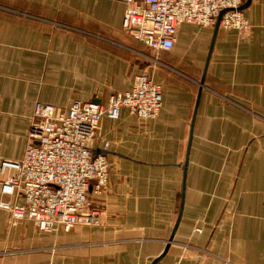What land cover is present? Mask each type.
<instances>
[{
  "label": "crops",
  "instance_id": "crops-1",
  "mask_svg": "<svg viewBox=\"0 0 264 264\" xmlns=\"http://www.w3.org/2000/svg\"><path fill=\"white\" fill-rule=\"evenodd\" d=\"M0 2V159L23 158L37 101L106 105L143 71L163 93L156 118L123 108L101 121L111 168L90 189L100 223L41 232L0 208V251H20L0 264H264V0L243 9L248 36L219 28L201 91L215 24H182L153 66L122 31V2Z\"/></svg>",
  "mask_w": 264,
  "mask_h": 264
},
{
  "label": "built area",
  "instance_id": "built-area-1",
  "mask_svg": "<svg viewBox=\"0 0 264 264\" xmlns=\"http://www.w3.org/2000/svg\"><path fill=\"white\" fill-rule=\"evenodd\" d=\"M126 5L122 31L158 55L171 51L180 26L213 27L249 35L252 25L241 6L244 0H116ZM160 84L148 71L132 87L115 93L108 103L75 100L65 110L37 101L31 116L28 143L20 160L0 159V207L14 220H31L41 232H66L100 223L90 189L100 193L108 183L110 142L97 149L103 117L117 120L127 108L140 120L159 115ZM156 264H186L182 259Z\"/></svg>",
  "mask_w": 264,
  "mask_h": 264
},
{
  "label": "water",
  "instance_id": "water-1",
  "mask_svg": "<svg viewBox=\"0 0 264 264\" xmlns=\"http://www.w3.org/2000/svg\"><path fill=\"white\" fill-rule=\"evenodd\" d=\"M249 2H250V0H246L245 4H243V5L241 6V9L243 10L246 6H248ZM224 12H225V10L222 11V12L220 13V15L218 16V18H217V20H216L215 26H214V34H213V38H212V42H211V46H210V48H209L208 57H207V60H206V63H205V67H204V71H203L202 79H201V82H200V85H201V87H200V91H201L202 88H203V84H204V80H205V75H206V72H207V67H208V64H209V61H210V57H211V54H212V51H213V47H214V43H215L216 36H217V33H218V31H219V28H220V20H221V17H222V15H223ZM191 137H192V130H191V132H190V139H189L188 148H187L186 161H185V164H184V171H186V168H187ZM91 189H92V188H91ZM181 212H182V210H181ZM181 212H180V214H179V218H180V216H181ZM174 234H175V231H174L173 235L171 236V238H170V240H169V242H168V244H167L166 251L169 249V247H170V245H171V242H172L173 239H174ZM161 258H162V257L157 258L156 260H154V261L152 262V264H156L158 261H160Z\"/></svg>",
  "mask_w": 264,
  "mask_h": 264
},
{
  "label": "rangeland",
  "instance_id": "rangeland-1",
  "mask_svg": "<svg viewBox=\"0 0 264 264\" xmlns=\"http://www.w3.org/2000/svg\"><path fill=\"white\" fill-rule=\"evenodd\" d=\"M3 5V2H0V6H2ZM239 34V33H238ZM240 36H248V35H243V34H240ZM151 53H152V60H153V66L154 65H159V63H161L160 62V54L158 55L156 52H154V51H152L151 50ZM157 63V64H156ZM90 196H91V193H90ZM2 199V195H0V200ZM94 204V203H93ZM1 208V207H0ZM3 209V208H2ZM93 226H95V225H93ZM77 227V226H76ZM18 253H20V251H17V250H10V249H8V248H6V250H2V251H0V257H3V258H5V257H10V256H16V255H18ZM179 259H182L183 260V258H179ZM179 259H177V260H179ZM177 260H175V261H177ZM175 261H173V262H175ZM184 261V260H183ZM158 262H161V261H158Z\"/></svg>",
  "mask_w": 264,
  "mask_h": 264
}]
</instances>
